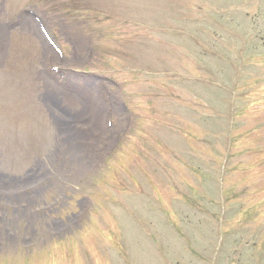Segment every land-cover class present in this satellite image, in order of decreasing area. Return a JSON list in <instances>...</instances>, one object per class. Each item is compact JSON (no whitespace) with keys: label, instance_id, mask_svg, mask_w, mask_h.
Segmentation results:
<instances>
[{"label":"rangeland","instance_id":"1","mask_svg":"<svg viewBox=\"0 0 264 264\" xmlns=\"http://www.w3.org/2000/svg\"><path fill=\"white\" fill-rule=\"evenodd\" d=\"M0 264H264V0H0Z\"/></svg>","mask_w":264,"mask_h":264}]
</instances>
